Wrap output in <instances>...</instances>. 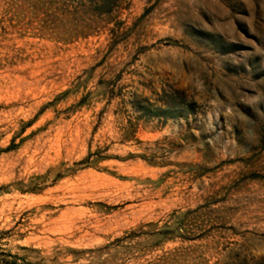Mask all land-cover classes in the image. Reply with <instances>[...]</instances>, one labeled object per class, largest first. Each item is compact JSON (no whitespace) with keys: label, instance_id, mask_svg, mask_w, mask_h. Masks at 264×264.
Instances as JSON below:
<instances>
[{"label":"rangeland","instance_id":"obj_1","mask_svg":"<svg viewBox=\"0 0 264 264\" xmlns=\"http://www.w3.org/2000/svg\"><path fill=\"white\" fill-rule=\"evenodd\" d=\"M0 77L6 260L264 264V0H0Z\"/></svg>","mask_w":264,"mask_h":264},{"label":"bare ground","instance_id":"obj_2","mask_svg":"<svg viewBox=\"0 0 264 264\" xmlns=\"http://www.w3.org/2000/svg\"><path fill=\"white\" fill-rule=\"evenodd\" d=\"M1 78V77H0ZM19 87V86H18ZM20 89V88H19ZM21 92V91H20ZM31 92V91H30ZM28 93V92H27ZM29 96V94H28ZM22 97V98H16L10 102H7L5 103L3 106L4 107H11L12 110H16L18 109L19 106H22L23 103H28V106L29 107H34L36 106L37 104H39V102L36 100V96L35 97ZM34 96V95H33ZM22 113V112H21ZM19 128V121L17 120H12V122H10V124H8V126L5 128V130L9 133L6 140L8 141L11 136L13 135L11 133V131H15ZM41 140V139H40ZM29 150H27L28 152ZM26 152V151H25ZM19 156V155H18ZM3 168V167H2ZM83 178L85 179H88V181L92 182V184L96 185V187L94 188H98L97 185H99L100 183L99 182H110L111 181V178H108L106 175H103V174H100V173H97L95 171H88V172H85V174L83 175ZM98 183V184H97ZM108 185V184H107ZM105 185V186H107ZM90 186V185H89ZM103 186V185H102ZM104 187V186H103ZM100 189V187H99Z\"/></svg>","mask_w":264,"mask_h":264},{"label":"trees","instance_id":"obj_3","mask_svg":"<svg viewBox=\"0 0 264 264\" xmlns=\"http://www.w3.org/2000/svg\"><path fill=\"white\" fill-rule=\"evenodd\" d=\"M0 256L1 257H4V258L1 259L0 264H17L16 260H14V261H8V260H6L5 257H7L8 255L5 254V253H0ZM11 257H14V259H17V256H11Z\"/></svg>","mask_w":264,"mask_h":264}]
</instances>
